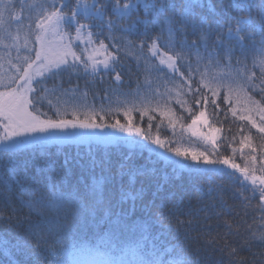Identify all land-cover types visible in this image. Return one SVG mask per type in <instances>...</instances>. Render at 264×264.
<instances>
[{"label": "snow or ice", "instance_id": "obj_1", "mask_svg": "<svg viewBox=\"0 0 264 264\" xmlns=\"http://www.w3.org/2000/svg\"><path fill=\"white\" fill-rule=\"evenodd\" d=\"M70 2L71 0H59L57 4L53 0L49 5L48 0H19L17 12L14 0H0V44L9 50L15 47L18 53L16 63L11 58L6 61L10 69L14 70L10 72H5L4 57H0V149L4 154L14 156L26 141L39 139L36 134L45 133L49 129L69 126L92 129L111 127L129 135L135 134L142 141L148 142H134V148L125 157V161L130 160L137 149L141 152L145 149L154 151L150 145H156L177 157H190L197 165L201 161L206 165H226L240 173L239 177L235 173L229 175L240 182L243 188L241 198L245 201L244 215L247 217L248 210H251L254 213L253 222L244 223L241 230L240 224L233 226L231 221L225 220L227 231L222 235L206 233L203 237L206 256L197 255L193 259L191 252L185 250L184 240L191 237L200 219L207 222L210 217L185 221L176 219L174 208L165 212L162 206H155L157 210L152 211L154 202L145 204L143 208L148 213L149 220L141 226V231L154 227L149 221L160 223L165 219L169 221L171 231L175 219L176 243L161 244L153 240L152 251L146 253L148 258L141 257L136 264H205V261L210 264L211 253L214 252L227 255L229 264H264V0H232L231 8L241 15H228L227 19L222 16L209 19L198 12V9L204 7V0H185L179 10L169 0H125L123 4L120 0H75V4L69 9ZM141 8L145 11L144 17L139 15ZM208 10L215 12L211 4L208 5ZM133 14H136L135 19H132ZM150 14L154 15V21L148 19ZM82 20H90L92 23H83ZM122 20L131 22L127 25L117 23ZM154 22L159 24V31L150 40L142 38L137 42L127 39V36L138 34L140 25L144 26L146 34L149 24ZM94 28L97 31L94 32ZM116 31L122 35H112ZM21 35L24 37L22 47L27 52L23 56L19 55ZM189 36L194 38L189 40ZM6 40H11L12 43L6 44ZM85 42L86 47L80 49V43ZM126 56H132L136 61L137 88L129 94L137 98L147 100L144 90H150L155 81H162L167 88L173 81L166 77L178 78L177 87L168 88L167 93H161L157 87L151 93L152 98L157 100L156 105L151 106V101L148 100V106L140 111L141 117L149 112L158 113L161 122L155 125V135L151 130L154 115H148L147 130L133 123L129 112L139 110L135 104L124 112L126 123L117 120L105 125L103 116H100L101 122L97 123L95 112L86 114L81 120L75 110L72 112L73 119L61 118L66 114L69 101L75 98V93L79 90L78 83L71 84L73 77L78 81L81 76H86L90 78V82L95 83L99 76L103 83L105 76L115 73L113 82L123 84L122 73L125 70L129 77L133 75L131 67H124L123 57ZM64 74L68 77V87H65ZM140 75L145 78L143 85L139 82ZM49 80L52 81L51 86L48 84ZM194 82L197 84L195 89L192 87ZM173 92L177 97L176 103L191 117V122L187 125L182 123L185 117L177 114L171 107ZM254 94H258L260 99H256ZM221 96L223 103L228 105L225 116L230 112L239 121H247L250 125L247 134L241 135L239 142L241 158L245 161L243 167L234 161L236 148L231 144L228 147H232L233 156H221L214 151L217 158L210 159L209 154L204 151L171 147V142L161 138L159 134L161 124L166 122L174 131L179 123L181 128L190 130L193 136L198 135L206 145L210 143L214 150L217 149V141L226 139L219 135L221 128L212 124V120L218 119L221 111L218 103ZM187 97H191V104ZM159 99H163L164 103L160 104ZM43 101H47L49 109L55 112L56 119L41 110L39 105ZM210 105L212 111H209ZM201 128H206L207 131H201ZM251 129L256 130L257 137L262 142H255L257 137L253 136ZM232 139L235 141L236 137L233 136ZM244 148L251 152L245 155ZM110 163V160L104 158L89 161L93 175L92 182L86 185V189L94 207L88 213L81 208L78 184L66 185L61 181L49 180L38 197L33 190H26L27 199L23 200L22 207L29 209V216L18 219L30 221L35 215L42 221H47L49 211H63L65 223L62 227L71 229L73 225H79L82 214L86 217L93 211L107 213L109 220L113 217L122 220L129 212L134 213L136 202L143 200L145 191L143 187H136V177L148 173L144 169L130 167L125 162L119 164L117 175L121 178L127 176L128 180L120 186L117 204L130 201L131 208H121L118 214L111 203L105 206L106 187L113 180V176L107 174ZM96 168H100L99 175H95ZM195 170L200 171V168L197 166ZM245 192H251V196L245 195ZM257 196L259 200L253 205L251 201ZM11 211L9 221L18 209L12 207ZM224 214L215 213L217 217ZM36 227L40 228V224ZM9 230L14 231L11 224ZM181 231L183 239L180 238ZM229 236L236 237L238 243L230 240ZM195 239L201 240L202 237L196 236ZM16 241L17 249H31L33 254L39 253L42 248L51 249L49 240L39 233L35 244L31 238L22 237L18 233ZM144 247H148L147 242ZM244 251L249 255L241 256L240 253ZM8 253V241H4L3 254L7 256ZM9 264L16 262L9 260ZM48 264H59V261L49 260ZM106 264L125 262L113 260Z\"/></svg>", "mask_w": 264, "mask_h": 264}, {"label": "trees", "instance_id": "obj_2", "mask_svg": "<svg viewBox=\"0 0 264 264\" xmlns=\"http://www.w3.org/2000/svg\"><path fill=\"white\" fill-rule=\"evenodd\" d=\"M16 4L15 10L19 11V0H14ZM91 2V0H89ZM123 4L125 0H120ZM185 2V0H169V3H173L179 7ZM53 0H48V4L51 5ZM59 4V0H56ZM75 4V0H71L69 9ZM211 4L215 9V12L208 10V5ZM232 0H204V7L198 9L202 15L207 16L209 19H214L216 16H222L227 19L228 15L236 17L241 15L231 8ZM69 9H65L68 11ZM133 14L132 19H135ZM139 15L145 16L143 8L140 9ZM148 19L154 21V15H149ZM83 23H92L90 20H82ZM130 20L117 21L118 24L127 25ZM27 21H25V24ZM99 24L100 21H95ZM74 32V29L72 30ZM97 31V29H93ZM159 31L158 23H150L145 34V28L143 25L138 27V34L127 36V39L133 41H139L140 39L150 40L151 36L155 35ZM13 32L15 28L13 27ZM108 32L105 29V35ZM112 35L121 36L119 31L113 32ZM102 38V37H101ZM194 37L189 36V40ZM6 44H11V40H6ZM108 43V41H106ZM24 44V37L21 35L20 56L26 55V50L22 47ZM31 46V45H30ZM86 47L85 43H80L79 48ZM18 53L15 47L10 50L4 45L0 44V57H4L5 71H14L10 69L7 64L9 58L13 63H16V57ZM34 56V53H33ZM123 63L125 69L131 67L133 69V75L129 77L127 70L123 75V84H115L112 77L115 73H110L105 76L103 83L100 82V77H96V82H90V78L81 76L77 81L76 77H73L71 84H79V90L75 93V98L69 101V104L86 103L92 110H105L108 109L110 104H115L119 108L129 109L134 105L139 110L131 111V119L134 124L148 129V115H154L152 133L156 134V124L161 122L158 113H151L141 117L140 110L143 109V101L139 98L130 95L137 88V75L135 74L136 61L132 56L123 57ZM177 82H178V78ZM65 87H68V77L64 74ZM145 78L143 75L139 76V82L144 84ZM51 86L52 81H48ZM197 84L194 82L192 87L195 89ZM118 89V91H113ZM42 90V89H41ZM107 90V91H106ZM146 91V90H144ZM39 95V92L37 93ZM256 99H260L258 94ZM186 97H180L185 99ZM191 104V97H187ZM142 101V102H141ZM218 103L221 105V111H219L218 119L212 120L214 127L221 128L219 135L226 137V139H219L217 141L218 148L213 149L212 145L205 144L201 137L193 136L190 130L181 128L180 124L176 125L175 130L169 128L167 123L161 124L159 134L161 138H166L170 141L171 147L191 145L194 147L207 148L213 159L217 158L214 155L215 151L218 155L233 156L232 147L236 148L233 159L236 163L244 166V159L241 158L240 138L241 135L247 134L250 125L247 121H239L231 115L230 112H225L228 105L223 103L222 96L218 98ZM141 104V105H139ZM173 108L177 114H182L185 119L183 124L187 125L191 122V117L180 104L172 101ZM41 110L46 112L49 117L56 119L55 112L50 110L47 101H43L40 105ZM142 107V109H141ZM209 111H212V106H209ZM124 112V110H123ZM116 115H105L103 123L110 125L117 120L120 123H126L127 120L124 114L120 112ZM47 118V117H45ZM63 119L71 120L72 117L62 116ZM97 123H100V116H97ZM114 132L113 136L107 138H84L82 141H70L66 143H49L42 144L34 142L30 145L22 146L14 156L4 154L0 149V264H9V260L15 261L16 264H48L49 260L59 261V264L63 262H69L70 251L74 249L80 250L82 253L85 251L96 250L99 253L107 256L108 261L122 260L125 264H136L141 258L147 259L146 253L152 251L151 243L153 240L159 243L175 244L176 239L174 237L175 219L171 225V231L169 230V221L167 219L160 223L155 220L149 221L154 227L151 230L141 231V226L149 220L148 213L144 210L143 205L152 204L154 206L152 211H156L155 206H162V210L167 212L169 208H174L176 213V219L180 220H197L204 216H209L210 220L207 222L200 219L199 225L195 231L192 232L191 237L184 240L185 250L191 252L193 259L197 255L204 257L206 252L203 244V237L206 233L211 232L212 235L220 233L221 235L227 231L224 225L225 220H229L233 223L241 225L243 230L244 223L251 224L253 222L254 213L248 210V215L245 217V201L241 198V192L243 188L240 182L234 177H230V173H235L236 177L240 176L239 172L226 165H206L202 162L197 165L191 158L185 159L184 157H177L174 153L167 152L165 149H161L156 145H150V148L142 152L137 149L136 154L130 159L125 161V157L134 148V142L140 141L141 143H148L142 141L140 137L135 134L129 135L128 133L121 132L118 129L106 127ZM243 129V131H241ZM201 131L206 132V128H201ZM118 131V132H117ZM254 137H257L255 129H251ZM233 136L236 137L233 141ZM256 143H260L257 137ZM231 144L232 147H228ZM244 154L248 155L251 150L248 148L243 149ZM101 158L108 159L111 163L107 166L109 175L113 176V180L106 187L105 196L106 204L111 203L114 206V211L120 213L121 208H131V202L126 201L123 204H117L119 198V189L122 183L126 184L128 177L123 178L117 175V168L121 162H125L128 166L144 169L148 174L144 176L136 177V187L144 188V197L142 201L136 202L135 212H129L123 217L122 220H118L113 217L109 220L107 213L100 211H93L85 215H81L79 225H73L71 229H64L62 225L65 223L64 212L57 213L51 210L47 213V221H42L39 217L33 215L31 220L18 219L19 217H28L29 209L22 207L24 199H27L26 190L31 189L38 197L39 194L45 190L44 186L49 180H56L65 183L66 185H77L81 194V208L85 213H88L90 209L94 207V202L88 194L86 185L92 182L93 173L90 170L89 161L96 159L99 161ZM65 161L68 163L65 164ZM191 166V167H190ZM200 168V171H196V167ZM215 168V171H209V169ZM100 168L95 169V175H99ZM259 175V173H257ZM4 181H7L5 183ZM247 196H251V192L244 193ZM259 197L252 200L251 203L255 205ZM12 207L18 209L12 220L9 221L8 217L12 216ZM224 212L225 214L217 217L215 213ZM12 225L13 230H9V225ZM40 224V228L36 225ZM209 225L211 226L209 228ZM26 236L32 239V243H36L37 233L44 235L51 244V249L42 248L39 253L33 254L31 249L20 250L16 247V235ZM196 236H201V240L195 239ZM183 231L180 233V238L183 239ZM230 240L238 243V240L234 236H229ZM8 241V255L3 254V242ZM145 242L148 247L145 248ZM241 256H248L247 251L241 252ZM199 264V262H198ZM205 264H208L205 261ZM210 264H229V257L227 255H221L219 252L211 253Z\"/></svg>", "mask_w": 264, "mask_h": 264}, {"label": "rangeland", "instance_id": "obj_3", "mask_svg": "<svg viewBox=\"0 0 264 264\" xmlns=\"http://www.w3.org/2000/svg\"><path fill=\"white\" fill-rule=\"evenodd\" d=\"M50 39H52V38L50 37ZM5 72H10V71L6 70ZM166 78L173 81V83H170L167 86V88L165 87V85L163 84L162 81H155V82H153L150 90L145 89L146 91H144V92L147 95V100L143 101V103H142L143 109L141 107L142 110H140V111H143L145 109V107L148 106V100L151 101V106L154 107L156 105L157 100L152 98L151 93L153 91H155V89L157 87H159L161 93H167L168 88L177 87L178 82H177L176 78L171 77V76L166 77ZM139 99L142 100L141 98H139ZM176 99H177V97H176L175 93L173 92L172 93V101L175 100V102H176ZM159 103L163 104L164 100L159 99ZM139 105H141V104H139ZM240 106H242V105H240ZM130 107L132 108L133 106L131 105ZM171 107H173V106L171 105ZM121 109L122 108H119V106H117L115 104H110L108 109H105L102 111L101 110L97 111V110L90 109L86 103L80 102V105H77L75 103H73V104L68 103V106L66 108V114L63 116L70 115L72 117V112L75 110L78 113L79 118L81 120H83L85 118L86 114L95 112L96 113L95 119L97 120V116H103L104 117L107 114L112 116V115H116L115 113H118V112H120L121 114H124V112L128 110V108L123 109L124 110V112H123V110H121ZM62 111H65V110L62 109ZM129 115H131V112H129ZM72 119H73V117H72ZM256 119L258 120L259 118L256 117ZM104 120H105V117H104ZM113 134H114V132L112 133V131H109L108 129H103V128L92 129V128H81L79 126H77V127L69 126L67 128L49 129L45 133L36 134L39 137V139L28 140L25 142V144L23 146L30 145L34 142H37V143L41 142L42 144H44V143L49 144V143H66V142H70V141H82V140H84V138H107V137L113 136ZM180 147L182 149L183 148H189V149H196L198 151H204V152H206V154H209L210 159H213V157L211 156V153H209L210 150L207 148H200L198 146L194 147V146L187 145V144L182 145ZM69 254H70V257L68 258V261L69 260L70 261L68 263L63 262V264H106V262H109L107 256L103 255L102 253H99V251L97 252L96 250H93V251L89 250V251H85L82 253L80 250L74 249V250L70 251Z\"/></svg>", "mask_w": 264, "mask_h": 264}]
</instances>
